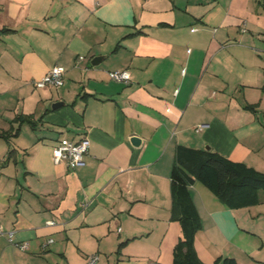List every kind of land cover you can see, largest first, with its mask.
<instances>
[{"label":"crops","instance_id":"1","mask_svg":"<svg viewBox=\"0 0 264 264\" xmlns=\"http://www.w3.org/2000/svg\"><path fill=\"white\" fill-rule=\"evenodd\" d=\"M0 30V133L18 128L19 115L34 121L0 137V220L28 243L0 235V264H87L107 249L119 261L172 264L177 147L209 146L264 171V0H0ZM55 65L66 68L63 85L36 88ZM113 70L131 81L113 80ZM57 101L65 104L52 108ZM84 136V166L53 161L61 138ZM190 190L203 262H264L249 250L252 240L264 247L254 223L264 190L236 209L199 181Z\"/></svg>","mask_w":264,"mask_h":264},{"label":"trees","instance_id":"2","mask_svg":"<svg viewBox=\"0 0 264 264\" xmlns=\"http://www.w3.org/2000/svg\"><path fill=\"white\" fill-rule=\"evenodd\" d=\"M15 121L20 125L28 122L34 126V121L27 115H19ZM20 125L0 133V137L9 139L18 135ZM194 181L204 184L224 205L236 209L260 202L259 192L264 190V171L226 158L211 148L177 147L171 171V220L179 221L181 236L174 247L172 264H207L201 260L195 248V237L203 228V222L191 195L190 185ZM125 243L120 244L117 253L120 254ZM213 264L238 262L234 257L219 256Z\"/></svg>","mask_w":264,"mask_h":264},{"label":"built area","instance_id":"3","mask_svg":"<svg viewBox=\"0 0 264 264\" xmlns=\"http://www.w3.org/2000/svg\"><path fill=\"white\" fill-rule=\"evenodd\" d=\"M66 68L62 65L53 66L41 79L33 82L36 88L45 87H59L63 85L65 80ZM110 77L118 82L129 83L131 81V74L128 70H113L109 72ZM200 125L198 128L201 129ZM90 139L87 136L82 137L79 140L71 138H61L58 143L53 147V161L56 164H65L68 167L75 168L84 166L86 161L85 157L89 153ZM3 159L0 157V162ZM48 226L57 224L55 219L48 220L46 222ZM0 235H5L8 241L20 248L27 249V242H18L14 239L15 232L13 230L6 231L0 220ZM53 238H50L47 242L43 243V248L53 242ZM100 256L98 254H92L88 258L87 264H96L99 261ZM260 264H264L261 262Z\"/></svg>","mask_w":264,"mask_h":264},{"label":"rangeland","instance_id":"4","mask_svg":"<svg viewBox=\"0 0 264 264\" xmlns=\"http://www.w3.org/2000/svg\"><path fill=\"white\" fill-rule=\"evenodd\" d=\"M254 221H255L254 223H256L257 225H260V224L264 225V218L256 217L254 219ZM258 242H259V240H256V241L252 240L250 242V244H252V247H249V250L255 251V253L252 254L254 256V258H260L261 256L264 255V247L263 248H257ZM130 252H131L130 254L133 255L134 258H136V259H145L143 257L144 256V250L142 251L139 247L134 246V247L130 248ZM98 255H100V261H98L96 264H116L119 261L118 256L115 253V250L112 251V249H107L105 251V253H100ZM135 256H139V257H135ZM249 261H251V262L248 264H253V261H255V260H252L250 258ZM214 262L215 261H213L211 264H213ZM119 263L120 264H142V262H138L135 259L130 262V261H128L127 258L126 259L121 258ZM73 264H77V263L74 261Z\"/></svg>","mask_w":264,"mask_h":264},{"label":"water","instance_id":"5","mask_svg":"<svg viewBox=\"0 0 264 264\" xmlns=\"http://www.w3.org/2000/svg\"><path fill=\"white\" fill-rule=\"evenodd\" d=\"M102 58H103V56H96V57L93 58V60H92L91 63L93 65H97V64L100 63V61L102 60ZM63 104H65L63 101H57V102H55V103L52 104V108H57V107H59V106H61ZM132 141H133V143L138 144L140 142V139L138 137H133ZM205 148L206 149H210L209 146H206Z\"/></svg>","mask_w":264,"mask_h":264}]
</instances>
